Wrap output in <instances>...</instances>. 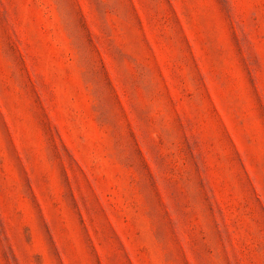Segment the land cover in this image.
<instances>
[{"label": "rangeland", "instance_id": "1", "mask_svg": "<svg viewBox=\"0 0 264 264\" xmlns=\"http://www.w3.org/2000/svg\"><path fill=\"white\" fill-rule=\"evenodd\" d=\"M0 264H264V0H0Z\"/></svg>", "mask_w": 264, "mask_h": 264}]
</instances>
